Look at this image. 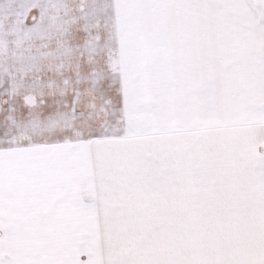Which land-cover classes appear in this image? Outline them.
Returning a JSON list of instances; mask_svg holds the SVG:
<instances>
[{
    "label": "snow or ice",
    "instance_id": "obj_1",
    "mask_svg": "<svg viewBox=\"0 0 264 264\" xmlns=\"http://www.w3.org/2000/svg\"><path fill=\"white\" fill-rule=\"evenodd\" d=\"M0 264H264V0H0Z\"/></svg>",
    "mask_w": 264,
    "mask_h": 264
}]
</instances>
